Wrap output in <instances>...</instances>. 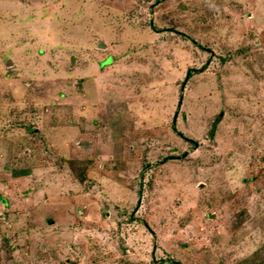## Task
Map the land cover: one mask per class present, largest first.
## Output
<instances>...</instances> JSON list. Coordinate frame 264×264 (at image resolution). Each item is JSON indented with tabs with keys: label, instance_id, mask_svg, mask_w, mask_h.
<instances>
[{
	"label": "rangeland",
	"instance_id": "rangeland-1",
	"mask_svg": "<svg viewBox=\"0 0 264 264\" xmlns=\"http://www.w3.org/2000/svg\"><path fill=\"white\" fill-rule=\"evenodd\" d=\"M0 264H264V0H0Z\"/></svg>",
	"mask_w": 264,
	"mask_h": 264
},
{
	"label": "trees",
	"instance_id": "trees-1",
	"mask_svg": "<svg viewBox=\"0 0 264 264\" xmlns=\"http://www.w3.org/2000/svg\"><path fill=\"white\" fill-rule=\"evenodd\" d=\"M191 75H192V72L190 70H187V72L185 74V80L189 79L191 77ZM217 121H218V118L212 124L211 130H210V136H212V134H213V131L215 129V126H216ZM174 127L175 126L172 124V128H174ZM17 172H18V174H27V171L26 170H19Z\"/></svg>",
	"mask_w": 264,
	"mask_h": 264
},
{
	"label": "water",
	"instance_id": "water-1",
	"mask_svg": "<svg viewBox=\"0 0 264 264\" xmlns=\"http://www.w3.org/2000/svg\"><path fill=\"white\" fill-rule=\"evenodd\" d=\"M6 65L9 66L10 65V60L6 61Z\"/></svg>",
	"mask_w": 264,
	"mask_h": 264
}]
</instances>
